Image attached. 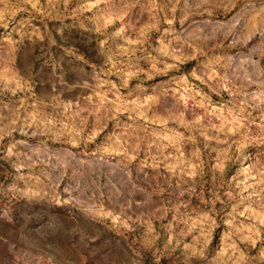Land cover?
Returning <instances> with one entry per match:
<instances>
[{
    "label": "rangeland",
    "instance_id": "rangeland-1",
    "mask_svg": "<svg viewBox=\"0 0 264 264\" xmlns=\"http://www.w3.org/2000/svg\"><path fill=\"white\" fill-rule=\"evenodd\" d=\"M126 261L264 264V0H0V264Z\"/></svg>",
    "mask_w": 264,
    "mask_h": 264
},
{
    "label": "crops",
    "instance_id": "crops-1",
    "mask_svg": "<svg viewBox=\"0 0 264 264\" xmlns=\"http://www.w3.org/2000/svg\"><path fill=\"white\" fill-rule=\"evenodd\" d=\"M261 48H262V45H261ZM86 238H88V239H90V237H87L86 236ZM95 238V237H94ZM96 239V238H95ZM124 264H131L129 261H126V263H124Z\"/></svg>",
    "mask_w": 264,
    "mask_h": 264
}]
</instances>
